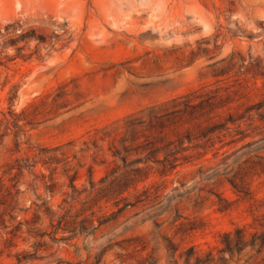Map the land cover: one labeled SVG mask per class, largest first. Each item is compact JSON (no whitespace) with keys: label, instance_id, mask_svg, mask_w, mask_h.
<instances>
[{"label":"rangeland","instance_id":"374dc122","mask_svg":"<svg viewBox=\"0 0 264 264\" xmlns=\"http://www.w3.org/2000/svg\"><path fill=\"white\" fill-rule=\"evenodd\" d=\"M15 20L44 40L0 69V264H264V0H0Z\"/></svg>","mask_w":264,"mask_h":264},{"label":"trees","instance_id":"16d2710c","mask_svg":"<svg viewBox=\"0 0 264 264\" xmlns=\"http://www.w3.org/2000/svg\"><path fill=\"white\" fill-rule=\"evenodd\" d=\"M0 46L2 47V50H0V69L3 66H7L8 62H11L13 60H15L19 55H20V50L24 48V45H22L21 43H25V45L27 43H29L32 39H38L40 41L44 40V37H41L40 34L36 33V28H30L28 30L23 29L22 28V24L20 23L19 20H15L13 22H9L5 25V29L4 32L2 30H0ZM10 47H15L18 50V54H15L13 56H10L8 54H5V56H2V51H4L3 49H7ZM22 54V53H21ZM21 56H25V55H21ZM1 78H2V72L0 70V84H1ZM10 103L11 105L14 102L15 97L17 96V90L16 89H12L10 91ZM188 105L187 107H182V105L179 103V101L175 98L169 101H166L164 103H162L161 105H155L153 107H150L149 110L151 112L150 117L148 118V121L152 124V125H160L163 126L165 125L167 120H170L172 118H174V114L180 110H188ZM5 114V113H3ZM11 115L13 116V121H11L6 115L4 117V119L6 120L5 122V126L4 129L0 127V144L2 143L4 137L8 134L9 130H11V125L14 124V126H19L18 121L20 120L17 117H14L15 114L13 112H11ZM139 118L141 117H136L134 118V121L131 123V128L136 127L139 124ZM1 121V120H0ZM1 126V125H0ZM20 171H22L23 169H19ZM5 185V183L0 185V192L2 190V187ZM3 196V195H2ZM7 204V200H4L1 196H0V206H5ZM12 210L10 212V219L11 221L14 223L15 221L17 222L12 228H11V232L13 233L15 230H19V227L23 224V222L21 220H18L17 217L19 216V214H14L15 208L16 206H11ZM47 210L49 211L50 208L47 207ZM13 211V212H12ZM1 213V212H0ZM5 227H7V225H4ZM245 227H236V229L234 230L235 235L237 236V238H242L243 235H245ZM225 236L227 238H230L232 236V231L231 232H227L225 234ZM227 246L228 243H227Z\"/></svg>","mask_w":264,"mask_h":264}]
</instances>
